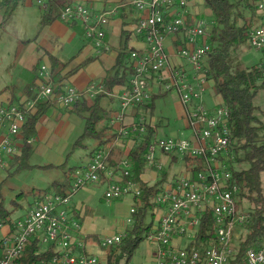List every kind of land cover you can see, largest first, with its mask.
Here are the masks:
<instances>
[{
    "label": "built area",
    "instance_id": "1",
    "mask_svg": "<svg viewBox=\"0 0 264 264\" xmlns=\"http://www.w3.org/2000/svg\"><path fill=\"white\" fill-rule=\"evenodd\" d=\"M45 1L38 0L43 9ZM252 3L259 21L249 34L248 45L264 53V0H252ZM128 5L138 12L133 34L141 41L130 50L133 74L129 86L118 96L119 106L112 115L116 141L132 143L146 134L148 118L144 108L155 96L166 93L178 97L185 129L189 132V137L179 133L157 135L144 155L147 169L158 174L156 183L166 169L163 158L179 166L160 185L154 199L156 223L147 239L155 246V264H232L244 240L240 228L250 213L240 210L239 187L228 164L229 159H234L232 151L237 144L232 139L229 110L221 103L208 108L204 102L213 54L210 40L216 22L203 0H128L103 13L96 12L89 4H70L61 9L59 20L80 24L85 38L98 52L108 51L104 43L105 27L119 8ZM39 78L33 97L26 98L21 105L0 108L3 170L8 168L10 160L21 155L23 127L40 100L70 108L88 95L93 98L106 93L103 87L80 91L70 85L56 93L47 65L42 66ZM151 124L157 129L156 121ZM110 156V149L100 148L88 164L75 168L68 194L43 195L32 209L11 224L0 222V264H26L32 248H36L31 252L32 258L39 261L28 264H100L99 257L88 251L90 234L84 221L76 216L83 211L81 204L74 203L76 195L90 185H98L106 187L107 201L131 197L133 204L127 218L131 225L136 212L134 201L143 193L131 177V160L122 157L112 166ZM210 214L214 236L204 239L202 225L209 223ZM209 234L207 231L206 235ZM125 236L126 231L98 238V245L108 250L120 244ZM246 260L247 264H264V248L249 249Z\"/></svg>",
    "mask_w": 264,
    "mask_h": 264
},
{
    "label": "trees",
    "instance_id": "2",
    "mask_svg": "<svg viewBox=\"0 0 264 264\" xmlns=\"http://www.w3.org/2000/svg\"><path fill=\"white\" fill-rule=\"evenodd\" d=\"M204 7L210 10L212 18L216 22L214 27L213 37L210 42L213 47V54L209 60V69L207 71L208 81L216 90V96L220 100L219 103L227 107L230 113V127L233 134V141L237 144L232 151L234 159H229L228 164L232 172L233 180L237 183L239 191L237 196L240 198V203L248 202L252 209L249 210L250 218L245 223L246 236L237 249V255L232 264H247L246 253L249 249L264 248V187L262 175L264 173V141L260 137L261 130L264 127L260 125L258 117V108L254 105V99L261 90H264V63L254 68L238 67L235 73H232L229 59L232 50L238 45H247L249 34L252 30L257 28L259 21V14L255 8L252 0H203ZM20 4V0H0V11L3 12V22H7L16 11ZM70 4L59 0H50L46 4L42 15V26L40 33L45 30L53 21L59 20L61 9ZM243 21V24L240 22ZM70 27L77 29L80 27L78 23H69ZM84 32V29H83ZM84 34V33H83ZM56 42L57 37H51L50 43ZM131 50L128 45L125 51L121 53L116 61L114 67L107 72L102 84L106 93H101L93 97L92 104L86 100L76 103L73 107L66 108L72 114H76L85 121V129L81 137L74 145V150L78 147H85L84 141L86 139H96L98 141L97 147L91 152V157L100 148H108L111 150L110 163L112 166L117 164L120 156L125 152L126 156L132 162L131 177L136 181L143 193L142 196L134 201L136 212L133 214L132 226L126 231V236L122 242L112 247L110 252L103 249L104 259L100 260V264H120L125 259L129 264L132 257L140 244L153 232L154 220L151 225L146 226V220L149 213L152 212L156 217L157 205L154 199L160 190V185L169 180V170L166 168L161 174L162 179L150 185L142 179L143 174L147 172V167L144 155L152 142V140L161 133L163 128H166L165 120L160 118L156 121V128L151 127L152 120L155 118L159 102H166L173 96V94H164L154 97L149 105L144 108L148 117L147 133L138 136L135 139L133 147L128 149L125 146H116V135H108L112 132L111 119L112 111L105 110L101 106V102L106 98L108 93L113 94L116 87H127L130 83V77L133 74V69L130 63L127 62L128 53ZM50 60V73L55 81V92L63 91L67 75L63 72L66 70L68 64L62 63L51 52H47ZM89 63V62H88ZM88 63H85L86 66ZM41 62L34 68V78L21 92V96L17 95V90L13 88H5L0 92L1 94L9 93L12 96L11 105H18L22 96L27 98L33 97V90L37 84V79L41 67ZM70 75L73 72L69 73ZM53 107L50 102H45L39 105L37 113L30 115L27 124L23 130V146L21 148V155L14 157L9 161L6 171L9 173L8 177L25 170L52 169L64 168L66 163L61 166H54L52 164L45 166H36L31 163L35 154V148L30 141L36 139L38 135V124L41 118L46 115ZM138 114V111H136ZM244 152V157H240L241 152ZM246 161L250 164L247 170H236L235 163ZM75 167L68 169L64 176L55 181L47 190L39 191L36 194V199L47 194H62L69 193L72 186V173ZM6 178V180L8 179ZM5 181L0 185V222L11 224L13 221V212L5 206V198L2 194V188ZM24 195H19L23 197ZM16 202V201H13ZM14 206H18L14 203ZM14 211V210H13ZM91 209L87 206L83 207V211L76 213V216L83 221L90 213ZM213 216L208 217L209 223L203 224L202 237L209 239L214 236ZM210 231L211 234L206 235ZM143 235H146L145 237ZM99 237L90 235V245L99 243ZM208 244V241H205ZM36 248H32L25 260V263L37 262L39 258H32L31 252Z\"/></svg>",
    "mask_w": 264,
    "mask_h": 264
},
{
    "label": "rangeland",
    "instance_id": "3",
    "mask_svg": "<svg viewBox=\"0 0 264 264\" xmlns=\"http://www.w3.org/2000/svg\"><path fill=\"white\" fill-rule=\"evenodd\" d=\"M79 4L88 5V3H79ZM91 7L95 10V8L92 5ZM105 11L98 13H103ZM38 15H40V12L37 7L30 9L21 5L20 7H18L17 11L13 13L12 17L7 22L1 23L2 26L0 25V92L3 91L6 88V86H11V84L13 83L12 78H14V71L18 72L20 70L19 65L22 64V58H20V55L22 54L24 47L26 46V44H24V42L21 41V39L24 38V36L32 35L31 33L37 34L38 32L40 33L41 31L42 22ZM3 16H4L3 12L0 11L1 21H3ZM205 16L207 17V13H205ZM30 23L32 24V27H30L29 25ZM240 24H243V21H241ZM109 25L110 23L105 27V38H104V43L109 49L108 51H110L111 49V47L106 41L107 28ZM28 31H31V33H27ZM43 32L40 33L41 37L49 36L47 30L44 33ZM133 35L135 36V34ZM135 38L137 41L136 44L139 45L141 40L136 36ZM42 49L43 48L39 47L38 51L40 52ZM108 51H103V52H108ZM127 53H128L127 62H129L130 50H127ZM72 54L75 53L69 52L67 55L72 56ZM263 63H264V53L259 50L251 48L248 44L238 45L234 47L229 59V64L231 66L232 73H235L238 67L251 69ZM39 76H40V72H39ZM39 76L36 81L37 84L34 90H36L39 84V79H40ZM91 90L93 89H89L87 91H91ZM9 93H5V94H9ZM5 94H1L0 96ZM177 99L178 97L176 99L171 97L166 102L164 101L159 102V108L157 114L155 118L152 120V122L158 121L160 120V118H163L165 120L166 128H163L161 130V133H159V137H167L170 136L171 134H177V133H179L183 137H189V132L185 129L186 121L184 117V111L181 104L178 102L179 100ZM24 101H26V99L20 101V103L17 104L21 105ZM45 102H49V101L40 100L36 106V109L34 110L33 113L28 115V118L30 115L37 113L39 105ZM204 102L208 108H213L217 105V103L220 102L218 97L215 95L214 87L210 83L207 85L206 91L204 93ZM10 105L11 103L7 102L6 104L1 105L0 108L4 106L9 107ZM254 105L258 108L259 111L258 112V117L260 119L259 126L264 127V90H261L258 93V95L255 97ZM113 113H115V111L112 112V115ZM80 118L74 116V118L69 119L67 122H64V120L58 118L49 121L45 125L46 129L45 131L41 132V135L47 134L48 136L47 141L49 140V137L52 136L53 138L52 140H54L55 138L54 136H56L57 141L52 146H49L47 149L45 148L46 147L45 144H47V141L41 140L40 142L38 136L36 137L38 143H36L35 154L31 160V163L36 166L66 163V166L64 168L63 167L52 168V169L36 168L32 170H25L19 172L17 174L12 175V177H8L9 173L6 170L0 168V185L8 177L4 187L2 188V194L5 198V206H7L9 210L13 212L12 215L13 220L23 216L27 211L33 208L34 203L37 200L36 194L39 191L47 190L55 181L61 179L64 176V173L68 169L72 167L77 168L84 165L86 163L87 156L89 155V153L94 148L97 147L98 141L96 139H86L83 142L85 147H78L77 149L74 150L75 143L81 137L85 129V121L82 118L81 119ZM47 119L48 116L47 118H44L42 120L43 126L46 123ZM23 130L21 134L22 142H23ZM61 130H63V133L60 135ZM114 133L115 132H110L108 135H113ZM260 137L262 141H264V130H261ZM32 142L33 141H30L29 143L32 144ZM38 145H40V147L37 149ZM115 145L124 146L123 143L121 144V142L118 141L115 142ZM158 156L160 157V155ZM240 157L242 158L244 157L243 151L241 152ZM89 159H91V156L89 157ZM163 160H165V158H163ZM249 166L250 164L246 161H242L234 164V168L239 171L247 170L249 169ZM166 168H168L167 170H169L170 175L174 174L179 170V166L174 167V165L170 166V164L167 165ZM150 179H152V177ZM154 181L151 182L155 183ZM262 181L264 187V173L262 175ZM87 188L88 187H86V189ZM86 189L80 191L76 195L75 200L77 202L82 201L83 197H84V201H88V199L90 200L89 205L91 211L83 221L85 225L88 227L89 232L92 233V235H96L101 239L107 236L118 235L119 233H123L127 231L129 227L132 226L129 224L127 220L130 213V209L133 204V200L131 197L122 200L107 201L104 198V194L106 190L105 186H99L98 189H95L96 191L95 195H92L90 193H87L85 195L84 192L86 191ZM22 194L24 195L23 197L17 198L19 197V195ZM14 203H17L18 206L15 207ZM240 207L242 208L240 210L244 209L247 212H249V210L252 209V206L246 201L240 203ZM153 220L154 223H156V217L153 216L151 212L147 216L146 226L151 225ZM240 233L241 234L244 233L243 239H245L247 233L245 224L240 228ZM143 236L145 237L146 235ZM235 241H237V239ZM154 247H155L154 244L146 238L136 250L135 255L132 257L129 264H155ZM88 251L90 253L97 255L100 260L104 259L105 257L104 256L105 251H103V248L100 247L99 245L97 246V244L93 246L91 245ZM110 251L111 250L108 249L106 252H110ZM120 264H128V263L126 262L125 259H123L120 262Z\"/></svg>",
    "mask_w": 264,
    "mask_h": 264
},
{
    "label": "crops",
    "instance_id": "4",
    "mask_svg": "<svg viewBox=\"0 0 264 264\" xmlns=\"http://www.w3.org/2000/svg\"><path fill=\"white\" fill-rule=\"evenodd\" d=\"M48 1L50 0H46L45 2L48 3ZM59 1L66 2L68 4L88 3L95 8L96 12H102L123 5L128 0H59ZM21 5L30 9L37 7L40 12V15L38 16L42 21V15L44 9L38 4V0H20V4L18 7H20ZM137 16H138V12L133 6L130 5L119 8L117 13L112 16L110 25L107 28L106 41L111 47L110 51L108 52H98L97 49L86 40L85 35L83 34L84 28L81 25L77 30L60 20H55L45 30H43L44 32L47 30L49 36L41 37L39 32L37 34H33L31 33V31H28L27 33H31L32 35L24 36V38L21 39V41H23L24 44H26V46L24 47V50L20 55V58H22V64L19 65L20 70L18 72L14 71V78H12L13 83L11 84V86H6V88L9 87L17 90V95L21 96V92L23 91V89L29 83L32 82L35 75L33 73L34 68L37 66L39 62H41L42 65H47L50 68V60L47 52H51L62 63L68 64L66 70L63 72L64 75H67L66 85L73 86L80 91H87L89 89H94V88H95L94 90H97L99 87L104 88L102 82L105 79L107 72L114 67L119 55L125 51V47L127 45L129 48L131 47L135 48L136 46H138L136 44L137 43L136 38L133 35V28ZM1 23L4 22L1 21L0 19V25L2 26ZM29 25L30 27H32L31 23ZM51 37H57L58 44L56 42H54L53 44L50 43ZM39 47L43 48L40 52L38 51ZM69 52L75 54H72V56H68L67 54ZM85 63L88 64L84 66ZM70 72H73V74L70 75L69 74ZM124 88L125 87H116L113 91V94L108 93L109 96L104 98L101 102V106L103 107V109L110 110L112 112L116 111L119 106L118 96L123 92ZM172 97L175 99L177 98L175 95H173ZM26 98L27 96H22L20 101ZM11 99L12 96L10 94H5L0 96V106L6 104L7 102H10ZM83 100H86L89 104H92L93 102L92 101L93 98L90 95L85 97ZM47 116L48 119L43 126L42 120L44 118H47ZM74 116L79 117L76 114H72L68 112L64 107H61L59 105H53V107L49 110V112L41 118L38 124L37 136L40 142L41 140L47 141L48 138L47 134L41 135V132L45 131L46 129L45 125L49 121L58 118L64 120V122H67L69 119L74 118ZM112 132H114L113 128H112ZM62 133L63 130H61L60 135ZM54 137H55L54 140H52L53 139L52 136L49 137L47 144H45L46 149L49 146H52L57 141V137L56 136ZM134 142L135 141H132V143ZM36 143H38L37 138L34 139L32 142L34 148L36 146ZM132 143L128 141L123 142L124 146L126 145L128 149L133 147ZM39 147L40 145H38L37 149ZM91 152L88 155L89 157L91 156L90 155ZM88 156L86 163L84 165L88 164L91 160L89 159ZM122 157H127L125 152L122 156L119 157V159ZM165 160H166L165 163L166 166L170 164V166L174 165L175 167V164H171L167 159ZM64 164L58 163L52 165L58 167ZM157 176L158 174L156 172H154L151 169H147V172L143 174L142 178L145 182H148L150 185H154L156 183ZM151 177L152 179H150ZM151 181H154L155 183H152ZM98 187H99L98 185H90L88 186L87 189L85 188L86 191L84 192V194L86 195L87 193H90L92 195H95L96 194L95 189H98ZM75 199H74L75 204L77 205L81 204L83 207L87 206L90 209L89 199L88 201H84V197H83L82 201L79 202H77ZM85 228L87 232L90 235H92V233L89 232L88 227L86 225Z\"/></svg>",
    "mask_w": 264,
    "mask_h": 264
}]
</instances>
